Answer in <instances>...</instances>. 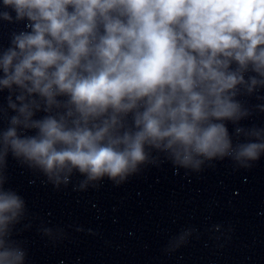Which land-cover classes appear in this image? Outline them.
<instances>
[{
    "label": "clouds",
    "instance_id": "9594fccd",
    "mask_svg": "<svg viewBox=\"0 0 264 264\" xmlns=\"http://www.w3.org/2000/svg\"><path fill=\"white\" fill-rule=\"evenodd\" d=\"M0 20L25 22L0 47L4 169L11 153L56 187L78 172L83 189L124 183L153 151L193 171L264 154V128L237 126L234 143L227 127L251 114L238 97L264 89V0H2ZM5 182L0 264H25L12 236L26 204Z\"/></svg>",
    "mask_w": 264,
    "mask_h": 264
}]
</instances>
